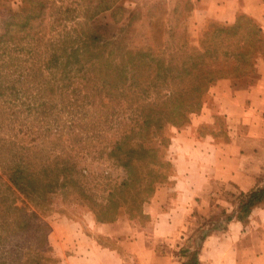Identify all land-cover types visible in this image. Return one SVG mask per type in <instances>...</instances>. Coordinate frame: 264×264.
I'll return each instance as SVG.
<instances>
[{
    "label": "rangeland",
    "instance_id": "374dc122",
    "mask_svg": "<svg viewBox=\"0 0 264 264\" xmlns=\"http://www.w3.org/2000/svg\"><path fill=\"white\" fill-rule=\"evenodd\" d=\"M194 6L193 0H0V264L96 263L93 254L101 251L117 256L115 264H141L137 253L149 249L173 261L191 257L203 234L233 215L214 209L207 219L191 208L181 234L156 235L185 211L177 210L181 175L173 159L185 164L187 123L200 112L170 122L175 86L159 83L157 74L163 69L167 76L186 57L187 39L200 45L210 20L199 24ZM141 139L164 144L172 164L158 166L164 180L141 216L130 219L122 209L114 222L97 221L78 189L63 185L65 167L102 201L112 180L106 175L125 177L111 148ZM32 182L48 183L51 191L41 195Z\"/></svg>",
    "mask_w": 264,
    "mask_h": 264
},
{
    "label": "crops",
    "instance_id": "0c3cea01",
    "mask_svg": "<svg viewBox=\"0 0 264 264\" xmlns=\"http://www.w3.org/2000/svg\"><path fill=\"white\" fill-rule=\"evenodd\" d=\"M193 1V17L199 24L207 20L233 22L239 13H246L264 29V0ZM187 125L188 136L183 146L186 162L181 166L173 159L181 175L177 183V210L185 211L181 212L182 217L175 213L177 218L168 220V231L157 230L156 235L167 238L181 234L191 208L200 209L207 219L212 210L222 213L225 209L232 217L201 241L197 264H264V199L247 216L239 218V200L235 198L264 186V62L258 64L255 75L239 83L226 78L213 83L207 101ZM197 157L199 165L195 163ZM93 255L99 259L88 264H107L105 257L118 263L111 252ZM137 255L141 264H184L189 258L180 255L172 261L154 249L142 250ZM75 261L73 258L74 264Z\"/></svg>",
    "mask_w": 264,
    "mask_h": 264
},
{
    "label": "trees",
    "instance_id": "16d2710c",
    "mask_svg": "<svg viewBox=\"0 0 264 264\" xmlns=\"http://www.w3.org/2000/svg\"><path fill=\"white\" fill-rule=\"evenodd\" d=\"M186 42L190 52L186 53L180 64L172 63L167 76L163 69L157 74L159 83L167 80L166 82L175 86L174 89L171 88L172 110L167 117L170 122L178 124L188 121L189 114L201 110L212 83L225 78L237 80L255 75L258 64L264 62V29L259 21L246 13H239L233 22L210 20L198 47L188 39ZM148 124L149 121H143V134L149 129ZM147 141L149 140L141 139L136 144L119 143L111 148L109 156L113 159V165L120 167L125 177L118 182L110 174L106 175L114 182H106L109 190L104 200L98 202L96 198L89 196L82 186L81 178H72V172L67 167L64 169L63 185L68 183L78 189L82 194V201L91 207L99 222H114L122 209L130 219L141 216L143 203L154 195L158 183L165 178H161L163 171L158 166L172 165L167 159L166 149L161 148L163 143L159 146L156 142ZM31 186V190L40 191L41 195L51 191L48 183L32 182ZM237 198L238 217L243 218L256 203L264 199V186L242 192ZM31 216L37 215L32 213ZM231 217L229 215L227 220ZM27 223L28 227L29 220H20L21 226ZM208 233L203 234L201 241ZM48 250L53 251L50 247ZM197 252L188 256L190 263L184 264H197Z\"/></svg>",
    "mask_w": 264,
    "mask_h": 264
}]
</instances>
